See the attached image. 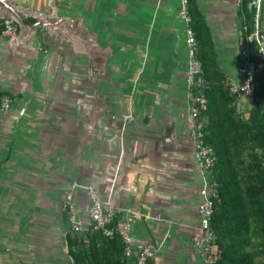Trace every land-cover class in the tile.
I'll list each match as a JSON object with an SVG mask.
<instances>
[{"label":"crops","instance_id":"1","mask_svg":"<svg viewBox=\"0 0 264 264\" xmlns=\"http://www.w3.org/2000/svg\"><path fill=\"white\" fill-rule=\"evenodd\" d=\"M6 1L25 24L13 42L0 36L11 101L0 113V264H73L63 203L85 217L88 185L154 249L151 264H202L178 0ZM189 2L206 28L199 50L238 82L242 0Z\"/></svg>","mask_w":264,"mask_h":264},{"label":"trees","instance_id":"2","mask_svg":"<svg viewBox=\"0 0 264 264\" xmlns=\"http://www.w3.org/2000/svg\"><path fill=\"white\" fill-rule=\"evenodd\" d=\"M189 1L190 26L197 41L206 28ZM249 1L241 2L240 27H247L245 33L251 29L252 14L246 10ZM245 33H241L242 38ZM248 52L256 61L252 44L248 45ZM197 57L206 97L201 112L204 140L213 150L212 175L219 186L211 217L219 255L217 264H264L256 261L257 253H264V73L258 71L254 75L252 104L244 116L236 110L237 100L230 94L227 80L198 44ZM2 98L0 93V103ZM68 217L63 209L66 223ZM67 244L73 264H126L123 245L116 235L107 238L94 228H88L84 236L69 231Z\"/></svg>","mask_w":264,"mask_h":264},{"label":"built area","instance_id":"3","mask_svg":"<svg viewBox=\"0 0 264 264\" xmlns=\"http://www.w3.org/2000/svg\"><path fill=\"white\" fill-rule=\"evenodd\" d=\"M264 0H250L246 9L252 14L251 29L240 27L242 38L241 48L237 55L238 82L227 80L230 94L236 100L245 97L252 101L256 87L254 75L258 71L264 73V33L261 29V17ZM177 18L184 25V46L186 74L185 83L187 87V101L185 103V123L189 129V140L196 162V171L199 178L198 195L199 201L196 205V225L193 229L190 242L196 250L197 257L202 264H217L219 255L215 249L216 236L211 227L213 214V202L218 197V183L212 175L214 162L213 150L205 142L203 130L204 121L201 112L206 105L204 95V79L202 75L201 62L197 57V41L195 33L190 26L191 16L189 14L188 0H178ZM19 23L14 17L0 18V36L8 42H13L18 37ZM255 47L257 60L253 61L248 52V45ZM10 99L3 97L0 103V113L10 109ZM88 200L85 217L76 213L75 208L67 197L63 203V209L68 212L69 231L84 236L88 228L100 230L103 236L110 238L118 236L122 245V255L126 264H146L154 256V249L146 243L137 244L131 234L129 220L117 218L118 208L108 198L99 197L91 186H83ZM131 212V210H129Z\"/></svg>","mask_w":264,"mask_h":264},{"label":"water","instance_id":"4","mask_svg":"<svg viewBox=\"0 0 264 264\" xmlns=\"http://www.w3.org/2000/svg\"><path fill=\"white\" fill-rule=\"evenodd\" d=\"M0 10H4L5 12L8 13L7 16H0V18H4V17H14L19 24H25V21L23 20V18L18 14V12L12 7L10 6L6 0H0Z\"/></svg>","mask_w":264,"mask_h":264},{"label":"rangeland","instance_id":"5","mask_svg":"<svg viewBox=\"0 0 264 264\" xmlns=\"http://www.w3.org/2000/svg\"><path fill=\"white\" fill-rule=\"evenodd\" d=\"M257 252H259V251H257ZM256 261L258 263H263L264 262V253L263 254H258L257 253V255H256Z\"/></svg>","mask_w":264,"mask_h":264}]
</instances>
